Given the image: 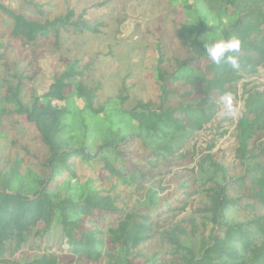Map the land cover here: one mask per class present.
<instances>
[{"label":"trees","instance_id":"obj_1","mask_svg":"<svg viewBox=\"0 0 264 264\" xmlns=\"http://www.w3.org/2000/svg\"><path fill=\"white\" fill-rule=\"evenodd\" d=\"M111 2L76 15L66 0H0V264H264V143L250 148L264 138L257 93L236 124L243 174L204 180L195 217L166 222L193 194L179 177L163 197L149 185L220 115L216 99L264 69V14L254 0H168L169 34L143 76L149 96L135 71L104 97L102 65L85 46L133 32L126 17L108 20ZM220 37L241 41L239 68L204 54ZM242 198L254 219L228 222Z\"/></svg>","mask_w":264,"mask_h":264},{"label":"rangeland","instance_id":"obj_2","mask_svg":"<svg viewBox=\"0 0 264 264\" xmlns=\"http://www.w3.org/2000/svg\"><path fill=\"white\" fill-rule=\"evenodd\" d=\"M103 1L66 0V6L79 15L84 9ZM254 3H256L255 7L258 6L257 8L261 9L264 14V0H254ZM109 6L118 9L108 20H114L116 15L126 17L127 25L133 29V32L127 38L126 33L119 34L113 30L107 36L90 38L85 46V51L90 54V58H95L98 65H102L100 71L101 74L104 73L107 81L104 84L103 95L107 97L114 94L120 80L128 73L134 74L137 71L139 75L133 81H139L137 90L148 97L149 87L144 83L143 76L146 75V71L150 69L155 58L153 49L157 37L161 36L159 34H163V37L169 34L163 24L167 23L168 13L173 8L168 6V0H112ZM125 28L126 26L121 31ZM143 28H146V32ZM262 29L264 32V24ZM108 52L112 54L111 57L108 56ZM230 88L231 91L227 95L232 99L235 115H222L221 97L216 99L219 102L217 105L220 115L215 117L201 132L190 138L184 148L175 155L174 161H180L181 165L163 172L161 178L149 184L160 193L159 196L163 197L173 191L176 179L179 177L182 182H186L187 193L193 191L192 196L185 201V205L179 206V209H182L180 212L172 214L174 216L168 215L167 223L179 224L183 220L195 217V211L202 206L203 202H206L205 190L210 186L209 182L204 183V180L214 178L220 181L222 170L231 177L243 174L242 165L235 155L238 146L236 124L240 117L247 115L248 93H257L260 98L264 99V69H259L254 75L241 76L238 81L231 84ZM261 143H264V138L253 140L250 144L251 150H257ZM201 165L205 173L203 177H200L199 173ZM214 165H216L215 168ZM228 195L233 198L243 197V191L230 189ZM242 204L243 210L233 209L226 213L228 222L243 223L254 219V213L247 208L246 198H242ZM198 237L193 240L196 247ZM25 254L31 257L38 252L27 247ZM73 264L87 263L76 261Z\"/></svg>","mask_w":264,"mask_h":264},{"label":"clouds","instance_id":"obj_3","mask_svg":"<svg viewBox=\"0 0 264 264\" xmlns=\"http://www.w3.org/2000/svg\"><path fill=\"white\" fill-rule=\"evenodd\" d=\"M240 47L241 41L238 38L225 39L220 37L214 39L212 43L204 45V54L216 65H220L223 62L231 65L233 68H239L238 58L232 55V53L238 52ZM221 104L223 106L222 115H235L232 108V99L229 95L221 97Z\"/></svg>","mask_w":264,"mask_h":264}]
</instances>
